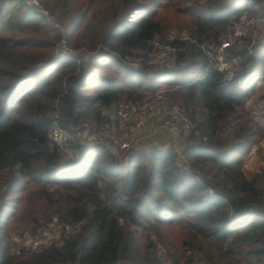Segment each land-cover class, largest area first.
<instances>
[{
    "label": "trees",
    "instance_id": "1",
    "mask_svg": "<svg viewBox=\"0 0 264 264\" xmlns=\"http://www.w3.org/2000/svg\"><path fill=\"white\" fill-rule=\"evenodd\" d=\"M41 2L66 31L23 0H0V264H162V252L170 264H264V161L252 178L244 170L264 143L247 108L264 81V37L227 50L239 61L232 76L206 50L242 18L264 19V0H111L104 12L98 0ZM172 11L183 25L167 21ZM175 28L184 39L167 38ZM63 36L74 54L60 48ZM155 39L176 49V66L151 75ZM158 92L192 123L181 155L135 149L122 164L108 146L74 137L78 156L60 160L51 126L76 136L72 124H119L111 111L125 99ZM55 220L82 226L18 257V236ZM18 223L26 228L11 233Z\"/></svg>",
    "mask_w": 264,
    "mask_h": 264
},
{
    "label": "rangeland",
    "instance_id": "2",
    "mask_svg": "<svg viewBox=\"0 0 264 264\" xmlns=\"http://www.w3.org/2000/svg\"><path fill=\"white\" fill-rule=\"evenodd\" d=\"M110 1L111 0H98V4H101L103 6H105V8H96V12L98 11H106L107 7L110 5ZM120 0H115V2H119ZM31 5V4H29ZM34 5V4H32ZM46 8V7H45ZM46 10L48 11L49 15L45 16L49 21H51L55 26L61 27L60 31H66L65 26L61 25L57 19H56V15L51 12L49 9L46 8ZM38 11V10H37ZM94 12V10L91 8V12L90 15ZM35 17H39V14H35ZM244 17L241 19L242 22L245 23H249L248 25V32H247V36L249 35V37L252 38L251 41H245L243 48H251V46L253 45V42L255 40H260L262 39V37H264V19L263 18H259V17ZM167 21L170 24H178V25H183L184 24V18L178 14L176 11H172L169 14H167ZM239 24V22H238ZM171 32H169L168 34V39L172 40V39H176L178 36H180L179 39H184V32L179 31L177 28L170 30ZM66 43L67 45V36L62 37V42L61 43ZM167 48H169V46H161V50L163 52V55L165 58L168 59V62H170V64L175 67L176 66V54L173 57H170L171 52H167ZM241 48V49H243ZM207 50V49H206ZM69 51L71 53H75V51L69 49ZM68 47L67 50H64V54H68ZM90 55V54H89ZM139 62L138 61H134L133 65H138ZM239 61L236 62V67L238 68V70L236 69V67L233 65V68L229 71L231 73V76L234 75V73L236 71H239ZM139 66V65H138ZM178 67V66H177ZM176 67V68H177ZM149 72L151 73V75L154 74V72H156L155 70H159V68H155L153 66H149ZM255 87V92L252 93L251 95V99L248 103V111L250 112L251 116L255 119L260 121L261 123L264 124V81H260L258 82L257 86L256 83L254 85ZM127 102H125L124 104L121 105L120 108H122L124 105L126 104H134V105H139L140 106V110L137 111L134 115L131 116V118L128 119H124L123 121H120L119 119V124L115 123V121L113 120V123H109L106 125H103L101 127H99L98 129H95L93 132H91L89 130L88 127H86L84 130H82L83 127L86 126V124L81 125V126H76V125H70V128L72 129V131H74L76 136L66 134L67 135V140L68 142H70L71 140H74V137L76 139L77 143H80L82 146H90L96 143H100L102 145H106L108 146L110 149H112V153L116 156V160L119 163L122 164H127V161L131 155V150H135L137 149L138 151H150L153 148H174L180 155L183 149H185L187 146H189V144L191 143L189 140V136L191 134V121L189 122H185L184 121V117L185 114L183 111L180 112V122L183 123L181 124V129L183 131V134H181V138L177 137L176 135L172 134L175 133L173 132L171 129H167L166 127H160V129L155 130L157 131L156 133H151L149 131H151V127H149L148 125H143L142 121H140V119H136L135 117L139 114H142L145 112V107H148L149 111H151V108L154 109H158L161 114L165 115L167 113H169L171 111V109L174 107L171 105V102L167 97H165V95H163V92H158L156 94L153 95H149L148 97H146L145 99L142 100H135V101H131L128 99H125ZM175 104V103H173ZM180 107V105H177ZM119 108V109H120ZM182 108V107H181ZM183 109V108H182ZM184 110V109H183ZM110 112H107V114H109ZM188 116V114H187ZM113 117V116H112ZM189 118V117H188ZM117 119V118H115ZM190 119V118H189ZM141 123V124H140ZM191 123V124H190ZM185 127V128H184ZM169 131H172L169 132ZM143 133H147V135L145 136V138L143 140L140 139V134ZM50 136V135H49ZM120 136V137H118ZM118 137V138H116ZM116 139V145H121V143H123L124 141L126 143H130V148L128 149H122L117 147H113L112 144L110 143V140ZM194 143V142H193ZM74 147L68 146L66 149H61L62 154L60 153V160L62 162H66L68 160H71L72 158H75L78 156V154H76L77 150ZM182 159H180L179 161L181 163L184 162L183 157H181ZM263 161H264V143H262L258 148L255 149V151L252 153L251 156H248L245 158L244 160V170L246 175L249 178H252L253 175L255 173H257L258 171H261L262 167H263ZM179 162V163H180ZM183 165L187 166V162L184 163ZM26 228V224L24 223H18V224H14L13 226H8V229L10 230L11 233H20L22 232L24 229ZM31 234V233H29ZM28 235V234H26ZM25 236V235H24ZM33 236V235H32ZM16 237V236H14ZM17 238V237H16ZM18 238H20V236H18ZM17 238V239H18ZM22 238V237H21ZM16 239V241H17ZM20 243H22L24 246L29 247V239L27 240H21ZM19 244L20 247H22V245ZM17 244L15 245L16 249V253L19 257V255H21L19 253V251H21V248L19 247ZM164 252H162L160 254V258L162 260V264H170L169 262L167 263L166 261V254L164 253V255H162ZM24 257V256H23Z\"/></svg>",
    "mask_w": 264,
    "mask_h": 264
},
{
    "label": "built area",
    "instance_id": "3",
    "mask_svg": "<svg viewBox=\"0 0 264 264\" xmlns=\"http://www.w3.org/2000/svg\"><path fill=\"white\" fill-rule=\"evenodd\" d=\"M25 4H27L30 7L36 8L42 15L48 16L49 13L46 10L45 6L42 4L41 0H23ZM31 4V5H29ZM34 4V5H32ZM249 23L240 22L239 24H236L235 27L232 29L233 33L229 35L219 46L212 47L210 49H207V53L210 57L216 62L217 70L220 72H226L227 75L231 76V73L229 72L233 68V64L228 62L226 59L227 50L235 44L236 40L247 36L248 32V25ZM58 27V26H57ZM61 28V27H59ZM65 38V36H64ZM161 46H169L167 48V52H173L171 53L170 57L175 56L176 49L172 47L169 44H164L159 39H155L153 41V48L154 52L150 54L149 57V65L153 66L155 68H159V70H165L173 68V66L168 62V59L164 57L163 52L161 50ZM67 45L64 41V43H61L60 48L63 50H67ZM68 54H73L69 51L68 48ZM134 66V65H133ZM138 65H135L134 67H137ZM174 106L171 111L165 115L161 114V112L156 108H151V111H149L148 107H145V112L142 114L137 115L135 118L140 121H142L143 125H148L151 127V133H156L160 129V127H166L167 129H171L172 134L176 135L177 137L181 138V134H183V131L181 129V123L179 116L180 112L183 111L185 114L184 121L190 122V119L187 116V111L181 108V106H177L178 104H172ZM120 108V107H119ZM117 108L116 110H112L111 114L119 119L120 121H123L124 119L131 118L132 115H134L137 111L140 110L139 105L134 104H126L122 108ZM141 124V123H140ZM191 124V123H190ZM192 127V124H191ZM185 128V127H184ZM63 128L60 126H51L49 135L51 140L56 143L60 150L66 149L68 146H70V142L67 140V135ZM147 133L140 134V139L143 140ZM130 143H126L125 141L121 143L120 148L122 149H128L130 148ZM82 226V223H76L72 225H63L59 223L58 220H55L53 224L47 227H43L36 233H31L28 235L23 236L22 238H18L17 242L20 243L21 240H27L29 239L30 245L29 247L24 246L22 243H20L23 247L22 251H19V253L22 255L26 251H36L42 248L49 247L50 245L57 243L62 237L64 233L71 234L74 233L75 230L79 229ZM33 235V236H32ZM164 255V253L162 254ZM168 263V261H167Z\"/></svg>",
    "mask_w": 264,
    "mask_h": 264
},
{
    "label": "crops",
    "instance_id": "4",
    "mask_svg": "<svg viewBox=\"0 0 264 264\" xmlns=\"http://www.w3.org/2000/svg\"><path fill=\"white\" fill-rule=\"evenodd\" d=\"M159 148H162V147H159Z\"/></svg>",
    "mask_w": 264,
    "mask_h": 264
}]
</instances>
